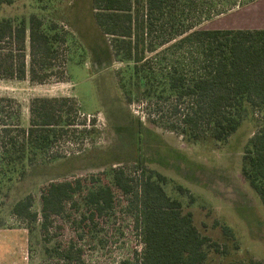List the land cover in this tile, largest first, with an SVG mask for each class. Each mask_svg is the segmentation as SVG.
I'll return each instance as SVG.
<instances>
[{
    "label": "trees",
    "instance_id": "obj_1",
    "mask_svg": "<svg viewBox=\"0 0 264 264\" xmlns=\"http://www.w3.org/2000/svg\"><path fill=\"white\" fill-rule=\"evenodd\" d=\"M16 1L0 0V6ZM33 1L44 11L65 0ZM190 2L92 0L91 10L114 60L125 64L116 76L126 103L155 106L164 125L188 142H225L247 116H262L259 129L245 146L241 173L264 205V28H197V22L185 23L186 7L195 3ZM160 24L175 33L157 42L152 36ZM161 45H167L163 53L170 60L157 55ZM67 47L66 30L37 12L0 18V79L28 78L38 84L66 81ZM79 114L74 96L35 97L24 125L18 101L0 94V205L15 178L39 162L58 160L51 150L63 137L98 131L96 118L89 129L86 120L78 121ZM142 159L139 154V180L126 179L123 194L131 196L135 228L140 230L144 248L141 259L137 254L119 264H203L209 236L202 234L181 201L167 193L168 178ZM124 173L112 165L85 178L51 181L40 190L41 218L33 210L30 194L17 200L11 212L28 229L41 219L44 243L50 241L53 217H65L68 207L78 211L76 229L87 233L88 224H95L114 206V188ZM176 189L184 191L181 185ZM223 231L228 228L223 226ZM50 248L65 264L84 263L83 250L74 239L63 245L52 243L46 248L48 256Z\"/></svg>",
    "mask_w": 264,
    "mask_h": 264
},
{
    "label": "rangeland",
    "instance_id": "obj_2",
    "mask_svg": "<svg viewBox=\"0 0 264 264\" xmlns=\"http://www.w3.org/2000/svg\"><path fill=\"white\" fill-rule=\"evenodd\" d=\"M192 1L194 5L186 7V24L197 22L200 29L264 28V0ZM91 2L65 0L44 11L33 0L0 6V18L28 17L37 12L46 20L59 22L68 33L66 81L38 84L28 78L0 79V94L18 101L22 123L28 124L33 98L74 96L80 105L78 121L86 120L91 129L92 119L96 118L94 128L98 130L63 137L51 150V156H59L57 161L50 158L47 163L39 162L10 183L0 205V264H65L52 248L48 256L46 248L70 239L80 244L83 264H119L137 254L141 259L144 245L140 230L135 228L131 196L123 194L126 179L131 183L139 180V154L148 168L168 178L167 193L181 201L185 211L193 214L198 229L209 236L203 264H264V205L241 173L245 146L259 129L262 116H247L225 142L190 143L164 125L155 106L139 101L127 104L116 76L125 64L114 60L100 35ZM172 33V27L160 24L152 37L160 42ZM161 46L157 55L170 60L172 57L163 53L167 45ZM112 165L125 172L114 188V206L95 224H88L87 233L76 229L74 214L78 211L68 207L65 217H53L50 241L44 243L39 229L41 219L28 229L11 212L17 200L30 194L33 210L41 218L43 186L63 178H85ZM177 185L184 191H178ZM223 226L228 228L226 233Z\"/></svg>",
    "mask_w": 264,
    "mask_h": 264
}]
</instances>
